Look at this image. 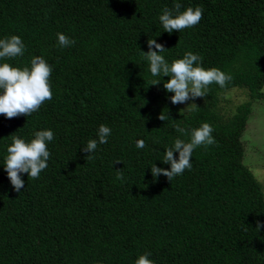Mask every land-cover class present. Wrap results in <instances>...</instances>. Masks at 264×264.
Wrapping results in <instances>:
<instances>
[{
  "label": "trees",
  "instance_id": "obj_1",
  "mask_svg": "<svg viewBox=\"0 0 264 264\" xmlns=\"http://www.w3.org/2000/svg\"><path fill=\"white\" fill-rule=\"evenodd\" d=\"M177 2L180 11L201 7L203 17L169 34L159 16ZM57 33L75 44L59 47ZM11 35L25 52L0 63L23 68L43 57L52 99L27 117L0 114V264H135L148 252L154 264H264V187L244 162L243 140L253 103L264 100V0H0V39ZM151 38L169 63L191 51L233 79L211 84L209 102L182 111L163 88L167 76L149 84L157 77L141 51ZM236 87L250 100L228 116L218 96ZM202 123L217 143L195 149L191 170L171 182L154 178L152 163L170 168L164 150L188 140L173 125ZM101 124L111 135L89 161L82 148ZM40 130L55 137L48 167L38 179L22 173L17 193L6 148L12 136L27 142Z\"/></svg>",
  "mask_w": 264,
  "mask_h": 264
},
{
  "label": "clouds",
  "instance_id": "obj_2",
  "mask_svg": "<svg viewBox=\"0 0 264 264\" xmlns=\"http://www.w3.org/2000/svg\"><path fill=\"white\" fill-rule=\"evenodd\" d=\"M181 7L182 5L177 2L172 9L167 7L163 9L159 16L163 31L170 34L175 30L179 33L200 22L203 17L201 7H187L180 11ZM57 43L59 47L65 48L74 45L75 41L62 33H57ZM147 45L148 51H141V53L143 59L149 64L151 76L157 77V79H152L149 84L157 86L161 83V77L167 76L168 79L163 82V88L172 93L169 99L173 105H191L189 110H195L197 105L187 103L189 100L203 98L213 83L223 88L233 79L231 74L225 73L219 68H204L201 64L203 58L191 51L185 52L182 58L169 63L161 55L165 52V47L162 44L151 38L147 40ZM24 52L25 45L19 36L11 35L0 39V59L22 56ZM51 73V66L41 56L32 57L30 67L20 68L13 67L8 63H0V114L12 119L20 115L27 117L37 112L45 101L52 99ZM168 118L166 113L161 112L158 115V119L161 121H166ZM173 127L180 136L188 137V140L178 137L171 146L164 150L161 160L169 164L170 168L157 167L153 163L150 167L154 178L162 174L169 182L182 175L186 169L191 170V157L195 149L204 147L206 150L208 146L217 143L212 136L214 129L208 123H202L199 127L191 129L179 124H175ZM110 135V127L104 124L99 125L96 133L97 139H89L82 148V151L87 153L89 161L96 158L92 154L96 152L98 144L107 143V138ZM54 138V133L51 130L36 131L34 138L27 142L23 138L12 136V142L6 148L7 155L4 157L3 165L14 191L19 193L24 188V181L21 179L22 173H26L32 179H38L41 172L48 167L47 161L50 158V152L47 144ZM135 146L138 149H143L146 144L143 139H138ZM174 153H178V158ZM116 179L119 181L124 179L123 172L119 169L116 172ZM260 227L261 222L257 221V231ZM150 255L151 253L148 252L138 256L135 264H154L149 259Z\"/></svg>",
  "mask_w": 264,
  "mask_h": 264
},
{
  "label": "rangeland",
  "instance_id": "obj_3",
  "mask_svg": "<svg viewBox=\"0 0 264 264\" xmlns=\"http://www.w3.org/2000/svg\"><path fill=\"white\" fill-rule=\"evenodd\" d=\"M250 100L249 91L245 88H232L218 96L217 105L225 115H232L237 106ZM209 102L208 98H195L187 103L200 105ZM182 111H189L191 105L180 104ZM186 107V108H185ZM246 147L244 162L264 187V100H255L253 111L244 134Z\"/></svg>",
  "mask_w": 264,
  "mask_h": 264
}]
</instances>
